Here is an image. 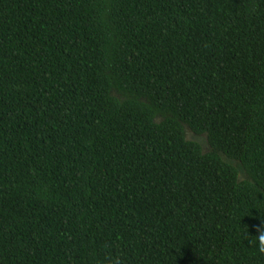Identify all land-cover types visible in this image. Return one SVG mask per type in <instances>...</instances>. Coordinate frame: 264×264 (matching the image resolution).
I'll list each match as a JSON object with an SVG mask.
<instances>
[{"label": "trees", "instance_id": "1", "mask_svg": "<svg viewBox=\"0 0 264 264\" xmlns=\"http://www.w3.org/2000/svg\"><path fill=\"white\" fill-rule=\"evenodd\" d=\"M262 219L264 0H0V264H264Z\"/></svg>", "mask_w": 264, "mask_h": 264}, {"label": "rangeland", "instance_id": "2", "mask_svg": "<svg viewBox=\"0 0 264 264\" xmlns=\"http://www.w3.org/2000/svg\"><path fill=\"white\" fill-rule=\"evenodd\" d=\"M185 137L190 140H197L203 146V148L207 149V144L205 139H203L204 137L194 134L188 127H185Z\"/></svg>", "mask_w": 264, "mask_h": 264}, {"label": "clouds", "instance_id": "3", "mask_svg": "<svg viewBox=\"0 0 264 264\" xmlns=\"http://www.w3.org/2000/svg\"><path fill=\"white\" fill-rule=\"evenodd\" d=\"M256 231L258 233L256 235V238H257V242L260 245V250L264 251V219L261 220V223L257 227Z\"/></svg>", "mask_w": 264, "mask_h": 264}, {"label": "water", "instance_id": "4", "mask_svg": "<svg viewBox=\"0 0 264 264\" xmlns=\"http://www.w3.org/2000/svg\"><path fill=\"white\" fill-rule=\"evenodd\" d=\"M225 159V157H223Z\"/></svg>", "mask_w": 264, "mask_h": 264}]
</instances>
